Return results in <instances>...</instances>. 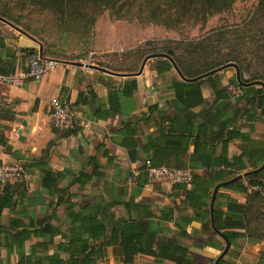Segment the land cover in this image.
I'll use <instances>...</instances> for the list:
<instances>
[{"label":"crops","instance_id":"obj_1","mask_svg":"<svg viewBox=\"0 0 264 264\" xmlns=\"http://www.w3.org/2000/svg\"><path fill=\"white\" fill-rule=\"evenodd\" d=\"M8 24L0 21L2 59L36 45L33 37ZM37 50L42 53L40 46ZM45 58L56 67L40 81L0 82V111L15 113L11 120H0L12 151L0 146V161L29 166L18 180L24 186L15 190L13 206L0 212V264H33L54 254L67 260L69 253L60 247L82 216L90 219L88 224L104 226L99 240H88L95 249L102 247L93 256L95 264H123L130 257L113 237L121 231L132 239L128 247L141 250L131 257L132 264H174L144 251L156 254L158 243L177 238L178 231L188 235L182 244L194 262L215 261L225 243L211 225L212 192L216 185L257 169L264 153V116L251 121L253 109L238 101L235 70L184 81L173 68L157 74L160 63L154 59L146 61L139 75L125 76L137 74L143 61L134 73H121L89 62ZM26 63L19 59L11 75ZM53 98L68 106L74 130L51 127ZM34 159L59 176L57 188L68 195L71 208L57 206L56 193L42 186L43 173L31 165ZM146 160L153 166L193 168L194 180L186 186H150L142 176L131 182L132 172L141 171ZM241 180L247 184L246 177ZM249 195L220 188L213 210L226 211L227 199L242 204ZM208 222L210 230L204 229ZM40 225L52 233L27 240L19 235ZM234 241L250 246L243 238Z\"/></svg>","mask_w":264,"mask_h":264},{"label":"trees","instance_id":"obj_2","mask_svg":"<svg viewBox=\"0 0 264 264\" xmlns=\"http://www.w3.org/2000/svg\"><path fill=\"white\" fill-rule=\"evenodd\" d=\"M155 1L158 0H144V2L150 6V13L161 17L164 11H160L152 6ZM236 1L237 0H164L159 2L172 6V15L167 14L166 16L170 23H180L184 16H188V18L193 20V25H195L198 22L205 24L209 17L229 10ZM9 10L10 9H8L6 5L0 6V18L21 29L31 37H34L30 29L21 26V19L12 16ZM190 44V50L185 53L187 58H183V62L180 61V56L176 55L172 49L154 54L167 55L173 61L181 75L188 80L197 78L228 64L236 65L239 69L240 81L243 84L252 82L258 83V85L250 87H243L236 84L241 92L238 96V101L245 100L253 109V114L250 115L251 121H255V117L264 116V88L259 85L260 83L264 84V0H258L252 15L248 20L244 21L242 25L210 30L202 38ZM37 51L38 50L35 48H19L16 50L17 53L13 55L12 53L10 54V59L0 58V75L13 74L19 59L22 61L28 60V58ZM41 56L45 58L43 52ZM154 60L160 63V69H157V74L169 72L171 68H173L167 59L156 58ZM135 71L129 73H134ZM14 115L15 113L10 110L0 111V120H11ZM0 129V146L4 147L11 154V148L7 146L6 139L2 133L5 127L1 126ZM69 133L70 132H65V134ZM48 151L49 147L45 149V155ZM36 160L37 159H34V163L31 165L39 168L43 173L42 186L46 190H53L54 193H56L57 206L62 204L71 208L70 206H72V204L69 202L70 198H67L68 195L65 194L64 190L57 188V179L59 176L47 171L45 163L36 165ZM258 160L260 164L263 163L264 153ZM21 166L24 169L29 167L23 163ZM141 176L145 179L143 184L147 185L146 176L144 174ZM141 176L137 179H140ZM246 179L247 186L242 183V180H239L222 187L223 189L238 193L246 194L250 192L245 202L241 204L236 200L227 199L226 211L215 209L212 213L215 230L228 239L230 247L236 246V241L234 240L237 238L245 239V242L250 246H257L264 243V196L259 193L260 191L250 189L252 187H257L264 191V170L258 173H252L247 176ZM23 186L24 183L21 181L8 183L2 187L0 186V212L4 208H11L13 206L14 192L16 189H20ZM204 205L207 204L204 203ZM89 220L90 219H86V217H80L77 221L78 227L75 228L68 237V243L60 247L61 250L69 253L67 260H63L59 255L54 254L44 259L36 260L33 264H95L93 256L101 252L99 249L102 247L97 250L89 245L90 241L88 240H99L104 234V226L100 222L93 223V225L88 224ZM210 226V222H208L204 225V229L210 230ZM234 230L242 232H236ZM51 231L49 226L40 225L32 232H28V230L21 231L19 235L22 239L27 240L32 235L39 237L47 233L51 234ZM113 237L115 240H119L118 242L122 252L130 256L123 261V264H132L131 257L141 252V250L128 247L132 239L126 235L125 231L118 232V235H114ZM187 238L188 235L184 231H178L177 238H173L167 243H158L156 254L147 250L144 252H146V254H154L158 258L171 260L174 264H198L192 259L193 257L188 251V248L182 244ZM115 242L116 241H109L107 244H113ZM148 242L152 243L153 241ZM100 246H102V244ZM223 249L224 247H222L220 251H223ZM220 251L216 253L217 256L220 254ZM230 254L231 251L229 250L226 256ZM226 256L219 264H234V262L228 260ZM207 262L211 263L213 260H208ZM256 264H264V248L259 252Z\"/></svg>","mask_w":264,"mask_h":264},{"label":"rangeland","instance_id":"obj_3","mask_svg":"<svg viewBox=\"0 0 264 264\" xmlns=\"http://www.w3.org/2000/svg\"><path fill=\"white\" fill-rule=\"evenodd\" d=\"M159 1L164 0L152 6L164 11L161 17L152 15L144 0H0V6L6 5L12 16L21 19V26L30 29L34 48L40 46L43 56L129 73L137 70L147 56L168 49L183 62L190 43L210 30L242 25L258 3L237 0L205 24L193 25L188 16L180 23H170L166 16L172 15V6ZM259 193L264 196L263 190ZM238 242L230 247L231 254L226 258L234 264H256L264 243L245 247Z\"/></svg>","mask_w":264,"mask_h":264},{"label":"built area","instance_id":"obj_4","mask_svg":"<svg viewBox=\"0 0 264 264\" xmlns=\"http://www.w3.org/2000/svg\"><path fill=\"white\" fill-rule=\"evenodd\" d=\"M56 63L53 60L43 58L37 51L31 55L26 63V67L18 75H0V82L18 85L22 79H29L33 82L40 81L45 75L53 71ZM49 123L52 128L60 131L74 130V117L67 105L59 99L53 98L49 102ZM16 134V133H15ZM17 135V134H16ZM194 169L187 168H170L164 165L153 166L150 160L144 162L143 169L134 171L131 174L130 181L134 182L141 175L146 176L147 185L155 184L165 185H190L194 178ZM24 175V168L20 164L8 165L0 161V186L20 180ZM247 186V184H246ZM254 191H260V188H250Z\"/></svg>","mask_w":264,"mask_h":264},{"label":"water","instance_id":"obj_5","mask_svg":"<svg viewBox=\"0 0 264 264\" xmlns=\"http://www.w3.org/2000/svg\"><path fill=\"white\" fill-rule=\"evenodd\" d=\"M0 21H3V22L6 23V21H4V20L1 19V18H0ZM8 25L15 29V27H14L13 25H10V24H8ZM16 30L19 31V33H21V34H23V35H25V36L28 37V35H26V33H24L23 31H21V30H19V29H17V28H16ZM39 53H40V52H39ZM156 58H164V59H167V60L171 63L173 69L175 70V72L177 73V75L180 77V79H182V80H184V81H197V80L203 79V78H205V77H207V76H210V75H212V74H214V73H217V72H220V71H222V70H225V69H227V68H233V69L235 70V79H236V82L238 83V85L243 86V87H250V86H256V85H258L257 82H252V83H249V84H243V83L240 81L239 69H238V67H237L236 65H233V64H228V65L222 66V67H220V68H218V69H216V70H213V71H211V72H208V73H206V74H204V75H202V76H199V77H197V78H194V79L188 80V79H185V78L181 75V73L179 72V70L177 69V67H176L175 64L173 63V61H172L167 55H165V54H154V55L147 56V57L143 60L142 65H141V67H140V70H139V72H138L137 74H127V75H125V76L139 75V74L142 72L143 67H144L146 61L149 60V59H156ZM80 66H81V64H80ZM259 85H260V87L264 88V84L260 83ZM134 154H135V152H134L133 150H130V151L128 152V155H129V157H130L131 159H133ZM263 170H264V161H263V163L260 165V167H258L257 169H254L253 171H250V172L244 173L243 175H239V176H237V177H235V178H233V179H231V180H228V181H226V182L220 183V184H218V185L215 186V188H214V190H213V192H212V197H211V202H210V207H209V208H210V214H211V225H212V227H213V229H214L215 232H217V231L215 230V228H214V226H213L212 213H213L214 199H215V196H216L217 191H218L220 188L224 187V186H227V185H229V184H232V183H234V182H236V181L241 180L242 178H245V177L251 175L252 173H258V172H261V171H263ZM217 233H218V232H217ZM218 234H219V235L222 237V239L224 240L225 246H224L223 251H222V252L216 257V259H215V261H214L213 264H219V262H220V261L226 256V254L228 253V251H229V249H230V242L228 241V239L225 238L221 233H218Z\"/></svg>","mask_w":264,"mask_h":264}]
</instances>
